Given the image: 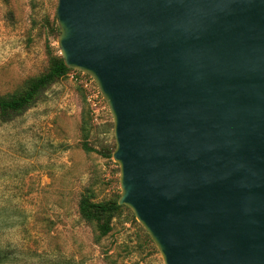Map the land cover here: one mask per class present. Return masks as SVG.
I'll return each instance as SVG.
<instances>
[{"label":"water","instance_id":"95a60500","mask_svg":"<svg viewBox=\"0 0 264 264\" xmlns=\"http://www.w3.org/2000/svg\"><path fill=\"white\" fill-rule=\"evenodd\" d=\"M56 21L165 264H264V0H59Z\"/></svg>","mask_w":264,"mask_h":264},{"label":"rangeland","instance_id":"374dc122","mask_svg":"<svg viewBox=\"0 0 264 264\" xmlns=\"http://www.w3.org/2000/svg\"><path fill=\"white\" fill-rule=\"evenodd\" d=\"M58 2L0 0V93L44 70L49 47L60 53ZM85 74L73 69L23 114L0 122V264H165L130 207L100 238L79 214L85 188L96 199L121 193L119 164L102 152L115 145L113 116ZM88 109L91 152L82 147Z\"/></svg>","mask_w":264,"mask_h":264},{"label":"trees","instance_id":"16d2710c","mask_svg":"<svg viewBox=\"0 0 264 264\" xmlns=\"http://www.w3.org/2000/svg\"><path fill=\"white\" fill-rule=\"evenodd\" d=\"M56 29L60 31L59 26H56ZM72 70V68H69L65 64L61 54L49 47L48 64L44 70L27 78L22 86L15 91L0 93V122L11 121L23 114L28 108L42 98L45 91L51 85L67 76ZM75 71L80 73L78 70ZM99 96L103 98L100 93ZM90 101L92 105V100ZM86 110L84 111L81 125L84 136L82 147L87 152H91L96 149L87 140L89 134L88 118H90V111L88 109L86 113ZM87 115L88 118L86 117ZM114 148L115 145L103 149L102 152L105 156L112 157ZM119 196L120 195L96 199V193L90 187L85 188L81 193L78 203L79 214L83 220L93 227L94 231H96L97 238L107 235L112 230L114 219L118 217L125 208L130 210L126 205L118 203ZM134 215L133 217L135 218ZM147 235L151 239L148 233Z\"/></svg>","mask_w":264,"mask_h":264},{"label":"built area","instance_id":"2783aa9c","mask_svg":"<svg viewBox=\"0 0 264 264\" xmlns=\"http://www.w3.org/2000/svg\"><path fill=\"white\" fill-rule=\"evenodd\" d=\"M90 100H92V99H90Z\"/></svg>","mask_w":264,"mask_h":264}]
</instances>
